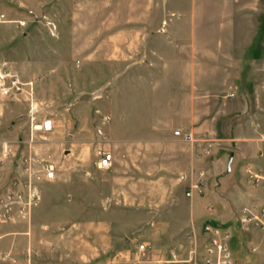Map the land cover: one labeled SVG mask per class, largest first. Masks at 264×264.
I'll list each match as a JSON object with an SVG mask.
<instances>
[{"label": "rangeland", "instance_id": "1", "mask_svg": "<svg viewBox=\"0 0 264 264\" xmlns=\"http://www.w3.org/2000/svg\"><path fill=\"white\" fill-rule=\"evenodd\" d=\"M185 53L208 75L206 140L173 125L161 148L153 122L183 120L175 78L161 76ZM263 133L264 0H0V195L15 184L37 197L0 222V264H204L208 224L230 231L232 264H262L264 230L240 224L227 161ZM203 146L206 185L191 197L189 155ZM105 152L115 159L100 168Z\"/></svg>", "mask_w": 264, "mask_h": 264}, {"label": "crops", "instance_id": "2", "mask_svg": "<svg viewBox=\"0 0 264 264\" xmlns=\"http://www.w3.org/2000/svg\"><path fill=\"white\" fill-rule=\"evenodd\" d=\"M181 27H184L190 30L192 29V26L189 23L181 24V23L169 21L165 24V28L168 30L169 29H179ZM183 39L185 38L183 37ZM185 40L189 41L191 39L189 37ZM169 60L176 61V62L181 61L184 63L183 66H180V69H175V70L171 69L168 72L169 74H167L166 76H161V82L163 81L164 77L170 80L172 76L175 78L173 80V86H175V90L172 94L173 95L172 98L174 101V108L177 109L175 107V103H177L179 104V106H177L178 109L179 107H181L180 109L183 110V120L182 121H159V124L157 122H153L154 125L158 126L157 127L158 133H154L152 135L153 138L151 141L157 142L161 148L166 146V144L168 146L173 145L176 141V138L178 137L172 132L171 129L174 126H177L179 129L184 128L183 130H185L184 131L185 133L190 132L192 134L194 143L196 141L197 142L200 141V143H202L203 140H206V138L203 137L205 136L203 134L207 130V124H208L207 99H202L209 92L207 71L206 73L202 71L200 72L192 71L191 62L195 59L194 57H192L190 54H187V53L181 56L179 55L174 56L173 58H170ZM170 73H173V75H170ZM178 78L180 80H178ZM232 84H233L232 87L235 86V81H233ZM211 89H212V86H211ZM237 92L238 91L237 90L235 91V87H234L231 93L236 95ZM192 94H199V99H195V97H192L191 96ZM183 103H187L188 105L184 107V105L182 106ZM198 109L200 111L199 113L197 112L198 113L197 115V113H194V112L195 110H198ZM163 129H165L166 131L164 132ZM238 132L239 131H237L235 140H238L240 138ZM255 140L258 143V151L256 153L251 154V155H242L239 152V150H235V153L232 152L227 161L228 174L235 173L238 176L237 178L239 179V181L242 183V187L240 186V190H239L241 192L240 194L237 193V196L242 199L239 204V208H238V211L240 212V214H241L242 208L245 206L264 204V185L253 183L247 176V172H246L247 168H254L256 170H262L264 172V133L258 138L256 137ZM197 148L198 147H194L192 152H190V155H189V173H190V178H191L190 182H192V189L189 190L188 192H191L190 194L191 197H194L195 194L201 195V193H203L204 186L206 185V180L204 179L207 177V169H206L207 168V147L203 146V148L201 147H199L198 149ZM232 155H233V158H232L231 163L229 164ZM114 159H115V156H114ZM229 166H230V169H229ZM238 186H239V183L237 182L236 187ZM199 200L200 199L196 197V200H195L196 203ZM210 210H212V207H210ZM240 214L238 217H240ZM18 219H14L11 222L18 220ZM1 226H3L2 223H0V227ZM0 234H2V237L0 238L1 240L8 233L0 232ZM138 247H136L137 253H141L138 250ZM108 249L110 250V248ZM2 254L9 255V253L7 252L2 253ZM175 254H176V251L173 250L172 255H175ZM108 260H110V257H107L105 261H108Z\"/></svg>", "mask_w": 264, "mask_h": 264}, {"label": "built area", "instance_id": "3", "mask_svg": "<svg viewBox=\"0 0 264 264\" xmlns=\"http://www.w3.org/2000/svg\"><path fill=\"white\" fill-rule=\"evenodd\" d=\"M18 80L14 81V87L21 89L18 84ZM110 117H106L109 120ZM40 127L51 132L54 130V123L51 119H45ZM177 135H181V131H176ZM186 139L192 140V134L183 133ZM114 161V155L112 153H103L99 160V166L102 168H108ZM249 179L256 184L264 185V172L262 170H256L254 168L246 169ZM45 178L52 180L55 178V171L53 166L50 165L46 168ZM11 189L4 195H0V222H6L8 220H14L19 217H28L32 205L36 202L37 197L31 187L29 192L22 193L21 190L15 188V184L11 185ZM191 192H188L190 195ZM20 209V210H19ZM239 222L243 227H259L264 230V204L245 206L241 210ZM205 229L209 233V239L205 243L204 249V264H232V255L229 245L230 231H224L220 227L212 226L210 224L205 226ZM2 234H0V238ZM138 250L142 253L147 250L145 243L140 244ZM264 264V260L262 262Z\"/></svg>", "mask_w": 264, "mask_h": 264}, {"label": "water", "instance_id": "4", "mask_svg": "<svg viewBox=\"0 0 264 264\" xmlns=\"http://www.w3.org/2000/svg\"><path fill=\"white\" fill-rule=\"evenodd\" d=\"M232 158H233V155H232V157H231V159H230V162H229V164L231 163V161H232ZM229 169H230V166H229Z\"/></svg>", "mask_w": 264, "mask_h": 264}]
</instances>
